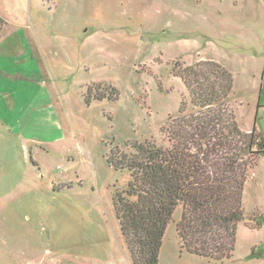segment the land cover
Wrapping results in <instances>:
<instances>
[{
	"label": "rangeland",
	"instance_id": "1",
	"mask_svg": "<svg viewBox=\"0 0 264 264\" xmlns=\"http://www.w3.org/2000/svg\"><path fill=\"white\" fill-rule=\"evenodd\" d=\"M203 62L264 138V0H0V264H133L113 205L130 173L108 157L168 146L196 112L177 71ZM243 207L231 259L182 249L179 207L159 264H264V154Z\"/></svg>",
	"mask_w": 264,
	"mask_h": 264
},
{
	"label": "trees",
	"instance_id": "2",
	"mask_svg": "<svg viewBox=\"0 0 264 264\" xmlns=\"http://www.w3.org/2000/svg\"><path fill=\"white\" fill-rule=\"evenodd\" d=\"M196 112L163 128L168 146L133 143L134 155L108 161L128 171L126 190L113 197L115 214L133 264H159L168 225L181 207L177 232L188 253L225 261L233 257L237 225L245 219L243 194L249 170L264 154V138L245 132L229 110L233 77L214 62L178 70Z\"/></svg>",
	"mask_w": 264,
	"mask_h": 264
},
{
	"label": "crops",
	"instance_id": "3",
	"mask_svg": "<svg viewBox=\"0 0 264 264\" xmlns=\"http://www.w3.org/2000/svg\"><path fill=\"white\" fill-rule=\"evenodd\" d=\"M7 166H9V164Z\"/></svg>",
	"mask_w": 264,
	"mask_h": 264
}]
</instances>
